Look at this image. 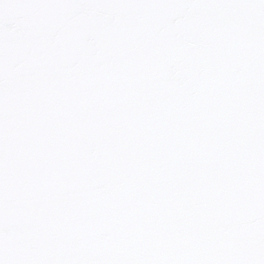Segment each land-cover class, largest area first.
I'll list each match as a JSON object with an SVG mask.
<instances>
[{
  "label": "snow or ice",
  "instance_id": "snow-or-ice-1",
  "mask_svg": "<svg viewBox=\"0 0 264 264\" xmlns=\"http://www.w3.org/2000/svg\"><path fill=\"white\" fill-rule=\"evenodd\" d=\"M0 264H264V0H0Z\"/></svg>",
  "mask_w": 264,
  "mask_h": 264
}]
</instances>
